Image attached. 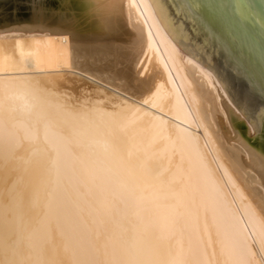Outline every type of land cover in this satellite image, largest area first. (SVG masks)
Instances as JSON below:
<instances>
[{
  "label": "bare ground",
  "instance_id": "1",
  "mask_svg": "<svg viewBox=\"0 0 264 264\" xmlns=\"http://www.w3.org/2000/svg\"><path fill=\"white\" fill-rule=\"evenodd\" d=\"M234 119L149 0L1 27L0 264H264V154Z\"/></svg>",
  "mask_w": 264,
  "mask_h": 264
},
{
  "label": "water",
  "instance_id": "2",
  "mask_svg": "<svg viewBox=\"0 0 264 264\" xmlns=\"http://www.w3.org/2000/svg\"><path fill=\"white\" fill-rule=\"evenodd\" d=\"M185 55L208 68L251 123L248 139L264 154V0H149ZM113 0H0V28L25 21L92 28Z\"/></svg>",
  "mask_w": 264,
  "mask_h": 264
},
{
  "label": "rangeland",
  "instance_id": "3",
  "mask_svg": "<svg viewBox=\"0 0 264 264\" xmlns=\"http://www.w3.org/2000/svg\"><path fill=\"white\" fill-rule=\"evenodd\" d=\"M29 71H31V70H29ZM68 76H69V74H68ZM71 77H72V79H73V81H74V83L76 84V85H78L79 87V89L80 88H84L85 87V89H88V90H94V88L95 89H97V84H95V83H93V82H91L90 80H87V79H85V78H83V77H79V76H76L75 77V75H71ZM76 81V82H75ZM79 81V82H78ZM88 84V85H87ZM86 85V86H85ZM89 87V88H88ZM92 87H94V88H92ZM74 91H76L75 89H73ZM129 96V95H128ZM233 124L235 125V129L249 142V143H251V144H253L249 139H248V134H247V130H246V120L245 119H241V120H239V119H234L233 120ZM254 145V144H253Z\"/></svg>",
  "mask_w": 264,
  "mask_h": 264
}]
</instances>
